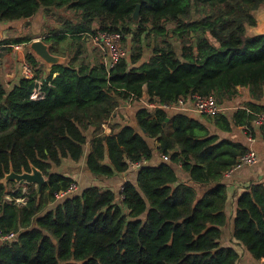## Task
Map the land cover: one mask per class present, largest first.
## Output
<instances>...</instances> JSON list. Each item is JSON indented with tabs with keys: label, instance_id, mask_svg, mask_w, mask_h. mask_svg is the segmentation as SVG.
Here are the masks:
<instances>
[{
	"label": "trees",
	"instance_id": "obj_1",
	"mask_svg": "<svg viewBox=\"0 0 264 264\" xmlns=\"http://www.w3.org/2000/svg\"><path fill=\"white\" fill-rule=\"evenodd\" d=\"M42 8L75 14L45 39L57 55L69 54L58 53L68 34L80 42L106 31L120 33L129 51L110 69L77 65L79 45L68 66L54 67L44 80L43 100L30 98L45 67L38 68L31 52L25 60L34 79L23 76L11 90L0 84V225L17 233L15 240L0 242V264H238L237 249L221 245L228 223L223 180L248 148L211 135L183 112L141 108L137 128L118 122L116 113L122 101L139 100L145 89L151 102L162 103L199 94L214 95L221 104L238 87L264 99V36L248 32L264 0H0V20L29 19ZM145 47L150 55L144 60ZM252 107L264 113V105ZM255 114L239 110L234 124L252 128ZM215 123L232 130L227 116ZM154 141L169 162L150 164ZM85 156L86 171L96 178L148 164L119 192L89 186L57 200L76 181L54 168ZM179 166L187 177L178 174ZM32 167L47 178L41 193L23 195L13 191L15 181L2 182L11 170L21 174ZM18 197L28 200L20 205ZM233 237L256 261L264 259V183L239 199Z\"/></svg>",
	"mask_w": 264,
	"mask_h": 264
},
{
	"label": "crops",
	"instance_id": "obj_2",
	"mask_svg": "<svg viewBox=\"0 0 264 264\" xmlns=\"http://www.w3.org/2000/svg\"><path fill=\"white\" fill-rule=\"evenodd\" d=\"M57 13L58 16L56 18H58V21L55 18ZM71 15L72 12L68 9H58V12H56L55 10L52 11L42 8L34 17L29 19L6 22L0 20V42L6 39H18L28 36L33 38L32 41L40 39L45 40L50 33L54 32L53 30H55L56 27L60 30L66 20L71 18ZM92 37L93 36L84 35L82 40L79 42L73 40L71 35H67L66 39L70 42L66 44V47L67 49H70V54H64L63 57L68 58V63L70 62V58L76 55L80 45L83 53L79 57L81 61H78L77 65H80L81 63L91 66L104 64L105 58L101 55L99 49L94 46ZM58 48V53L62 55L63 51H60L62 49H60V46ZM27 52H30L27 47H24L21 51L16 52L12 45H0V84L7 90L14 88L23 78L22 64L24 61H20L19 54L23 53L25 58ZM148 54L150 55V53ZM148 54L144 55V60L149 57ZM41 65L45 66L43 67L41 76L42 78H47L51 74V71L41 61L39 62L38 68ZM56 76L57 74L54 75V77ZM237 91L238 92L234 97L224 99L223 104H221L223 109L222 112L214 116L198 113L192 108V104H189V102L188 109L185 111L169 112L172 114L179 112L188 114L205 125L209 129L211 135H215L219 139H229L234 142L241 143L246 146L249 151H252L258 156L257 164L252 166H243L234 170L230 175L226 174L224 177L223 183L227 186L228 194L225 207V211L228 216V223L226 227L223 228L221 245L237 249L239 253L238 264H264V259L262 261H256L242 245L236 242L233 237L234 220L238 209L239 199L243 194L249 192L254 185L264 183V127L255 126L253 122L252 128L249 127L248 124L236 126L233 119L235 113L239 110H246L248 113L255 114L253 113L254 108L252 107V104L264 105V99H256L250 88L238 87ZM149 103L150 98L146 93V89L141 99H129L124 102L122 101L116 113L118 122L129 124L137 128L135 119L136 112L139 109L148 108L152 114L158 110L150 108ZM221 115L224 117L227 116L231 120L232 130L230 132H226L220 128L218 124L216 125V118ZM104 128L107 134L111 133V128L108 125H104ZM167 131H173L172 123L168 125ZM153 145L155 148V155L150 164L156 165L159 164L163 158L157 151L158 143L154 141ZM86 158L87 156H85L82 160V164L81 162L76 163L72 161L75 164L74 169H71L65 174L66 176L74 179L80 185L81 191L89 186H99L110 189H113L114 187L117 188L118 186L122 187V185L129 179L133 181L136 179V174L140 168L138 165H131V169L125 174L115 176L111 179H105L102 177L96 178L86 171ZM65 161L66 160H64V162ZM178 174L182 177L186 176L180 166L178 167Z\"/></svg>",
	"mask_w": 264,
	"mask_h": 264
},
{
	"label": "built area",
	"instance_id": "obj_3",
	"mask_svg": "<svg viewBox=\"0 0 264 264\" xmlns=\"http://www.w3.org/2000/svg\"><path fill=\"white\" fill-rule=\"evenodd\" d=\"M93 44L96 48L99 49L101 55L105 58L104 64L112 69L117 66V64L124 58L128 56V48L124 46L122 41V36L118 32H99L97 35L92 37ZM28 45V44H27ZM26 44L12 45L13 49L16 52L21 51L24 47H27ZM22 73L23 76L27 79H34L35 69L26 61L23 62ZM36 87L31 94V99L43 100L45 98V92L43 90L44 80L43 78L35 80ZM141 99V98H140ZM188 102L192 104V108L203 115L214 116L222 112V105L219 103L218 99L214 96H201L199 94H191L188 98H180L175 102L171 103H162L157 100L149 103L150 108L152 109H163L166 111H185L188 109ZM254 125L259 127H264V113L258 114L254 120ZM163 161H170L168 156H162ZM258 163V156L252 151H248L243 155L237 165L228 171L227 175L233 173L234 170L241 168L243 166H252ZM146 160L141 161L133 165H147ZM78 184L74 182L66 191H62L56 194V199H62L70 194L78 192ZM17 233L15 232H4L0 225V242L7 243L15 240Z\"/></svg>",
	"mask_w": 264,
	"mask_h": 264
},
{
	"label": "water",
	"instance_id": "obj_4",
	"mask_svg": "<svg viewBox=\"0 0 264 264\" xmlns=\"http://www.w3.org/2000/svg\"><path fill=\"white\" fill-rule=\"evenodd\" d=\"M261 11L264 14V9H260L255 13L257 25L254 27H248V32L255 36H264V15L261 17L258 16V13ZM140 12L141 5L138 4L133 15L134 21H139ZM27 48L35 56V58L39 62L41 61L43 64H45L50 69V71H52V69L56 66H68V58L54 54L52 51V45L46 43V41L43 39L31 41L27 45ZM19 55L20 61L23 62L25 59L24 54L20 53ZM9 181H15L21 185H37L39 193H41L44 185L47 182L43 172L36 167H32L30 172L24 171L21 174L11 170V172L6 175L2 182L7 184Z\"/></svg>",
	"mask_w": 264,
	"mask_h": 264
},
{
	"label": "rangeland",
	"instance_id": "obj_5",
	"mask_svg": "<svg viewBox=\"0 0 264 264\" xmlns=\"http://www.w3.org/2000/svg\"><path fill=\"white\" fill-rule=\"evenodd\" d=\"M263 9V8H262ZM261 9V10H262ZM56 12H58V9H56L55 10ZM262 15H264L263 14V12L261 11V12H259L258 13V16L259 17H261ZM58 16V13L55 15V18ZM73 18L75 17V14H73V12H72V15H71ZM57 19V21H58V18H56ZM6 22V21H5ZM58 25V24H57ZM55 27V26H54ZM58 30V27H56L55 28V30H53L54 32L55 31H57ZM49 31V30H48ZM68 42H70L69 40H67V39H64V41H61L60 42V49H62V50H60V51H63L64 53H68L69 51H70V49H67V47H66V44L68 43ZM124 44V43H123ZM126 44V43H125ZM124 44V46L125 47H129L128 46V44H126L125 45ZM175 46H176V48H177V50L179 51V49H180V45L178 44V43H176L175 44ZM59 49V48H58ZM128 51H129V49H128ZM149 49L147 48V47H145V54L147 55L148 53H149ZM70 54V53H69ZM68 55V54H67ZM71 60V59H70ZM46 78H43V80H45ZM221 104H223V103H221ZM168 130H169V128H168ZM81 164H82V162H81ZM74 166H75V164L72 162V161H70V160H66L65 162H63V164H62V166L61 167H58V168H54V171H57V172H61L62 174H66V173H68L71 169H74ZM80 166V165H79ZM46 180H47V178H46ZM101 183V182H100ZM78 184V183H77ZM11 187L13 188V191L14 192H18V191H21L22 192V194L23 195H28L29 193H31V192H34V191H37L38 190V187H37V185H21V184H19V183H15V184H12L11 185ZM78 187H79V189H78V192H77V194H79V193H81V188H80V185L78 184ZM120 187L121 186H118L116 189H117V192H119V189H120ZM6 199H7V201H13V198L11 197V196H7L6 197ZM28 200V198H24V197H18L17 199H16V202H17V204H20V205H24L25 203H26V201ZM52 207H53V205H52Z\"/></svg>",
	"mask_w": 264,
	"mask_h": 264
}]
</instances>
